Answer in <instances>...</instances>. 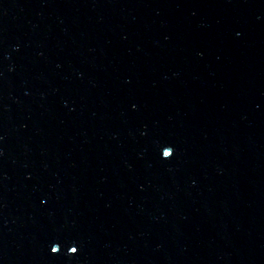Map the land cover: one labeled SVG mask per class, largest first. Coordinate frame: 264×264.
<instances>
[{"label": "water", "instance_id": "1", "mask_svg": "<svg viewBox=\"0 0 264 264\" xmlns=\"http://www.w3.org/2000/svg\"><path fill=\"white\" fill-rule=\"evenodd\" d=\"M0 264H264V0H0Z\"/></svg>", "mask_w": 264, "mask_h": 264}]
</instances>
